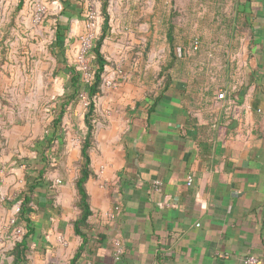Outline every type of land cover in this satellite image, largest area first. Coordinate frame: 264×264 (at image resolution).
I'll list each match as a JSON object with an SVG mask.
<instances>
[{
  "label": "crops",
  "instance_id": "1",
  "mask_svg": "<svg viewBox=\"0 0 264 264\" xmlns=\"http://www.w3.org/2000/svg\"><path fill=\"white\" fill-rule=\"evenodd\" d=\"M184 3L193 42L175 47L180 69L165 67L153 80V72L126 67L119 87L95 98L88 242L75 264H244L247 256L264 264V0ZM77 6L69 7L64 42L83 31ZM80 149L73 156L81 160ZM76 178H42L31 196L32 256L55 249L60 259L68 246L72 259L81 244Z\"/></svg>",
  "mask_w": 264,
  "mask_h": 264
},
{
  "label": "rangeland",
  "instance_id": "2",
  "mask_svg": "<svg viewBox=\"0 0 264 264\" xmlns=\"http://www.w3.org/2000/svg\"><path fill=\"white\" fill-rule=\"evenodd\" d=\"M35 1L22 0L18 7L20 0H0V231L12 204L22 200L24 191L35 181V169L44 165L42 177L61 179V184L78 176L80 159L73 156V150L81 148L87 131L84 115L89 99L87 90L83 89L65 106L57 138L45 141L60 105L66 100L64 95L70 74L67 67L76 68L78 35L71 43H57L56 24L61 18L62 1L39 0L47 6V12L38 25L32 21ZM77 1L81 3L84 23L88 12L97 17L99 36L103 27L100 6L103 0ZM184 2L109 0L110 29L104 47L106 69L101 76L115 69L122 60L123 71L126 67H138L142 71L153 72V80L160 79V71L167 75L177 70L176 67L180 69L181 58L175 60L174 67L166 72L165 67L171 60L166 32L172 22L177 48L190 46L193 42L186 39L187 27L182 24L186 16L184 7L187 6ZM211 6L212 3L206 7L208 18L213 16ZM205 27L211 30L214 26L208 24ZM189 30L190 35L197 33L196 26H189ZM153 34L155 36L152 37ZM191 57L196 59V55ZM95 60L92 52L88 65L93 70L97 67ZM79 76L84 83L82 74ZM103 93L106 91L100 85L97 96ZM29 208L31 204L27 205ZM19 223L25 225L22 218H19ZM13 245L10 232L3 234L0 239V264L12 263L10 252ZM67 247H63L64 254L60 259L54 257L55 249L50 253L40 251L39 254H34L37 250L31 249L27 255L29 264H69L71 250Z\"/></svg>",
  "mask_w": 264,
  "mask_h": 264
},
{
  "label": "trees",
  "instance_id": "3",
  "mask_svg": "<svg viewBox=\"0 0 264 264\" xmlns=\"http://www.w3.org/2000/svg\"><path fill=\"white\" fill-rule=\"evenodd\" d=\"M22 0L18 3V7L21 6ZM62 11L60 12V19H58L56 24V40L57 43L62 42V39L65 37L66 31L68 29V21L71 18L72 14L68 13L69 7H72V5H79L77 7L81 8V3H79L77 0H62ZM108 4L109 0H103L101 6V14L103 16V27L101 30L100 35L97 37L95 41V46L93 48V52L95 54V62L97 64V67L94 69V79L92 83L88 86L84 85L83 82L80 79V72L75 70L74 68H68V71L70 74L67 90L65 92L64 97H66V100L60 105V109L55 116V118L52 121L51 127L49 128L48 134L45 137L46 142H51L52 140L57 138V135L59 133L60 128V122L62 120V117L65 113V106L73 99L76 98L80 91L83 89L87 90V96L89 99L88 104V110L84 115V122L87 127L86 135L84 137L83 144L80 146V153H81V160H80V168L78 176L75 180V186L78 193V200L76 202V206L79 208L80 213L76 217L77 219L73 221V228L76 235L80 236L82 239L81 244L79 247L75 250V253L70 260V264H75L78 259L83 255V253L86 251V245L88 242V236L85 232H83V228H87L89 226L88 224V216L91 215V209L89 205V196L85 188V183L87 179L92 175V170L90 168V154L89 149L92 143L93 139V130H94V124H93V118H94V110H95V98L100 92V85L102 82V76L105 69L106 60L101 52V47L103 45V42L105 38L108 36L110 24L109 19L110 15L108 12ZM73 10V9H72ZM166 39L169 44L170 48V57L171 60L167 64L166 67H171L175 60L177 59V56L175 54V35H174V25L170 22L168 26V30L166 33ZM36 177L35 181L27 187V190L23 193V199H22V205H21V212L18 215L20 218L24 219L26 221V231L22 236V239L20 241H16L11 249V255H12V263L11 264H29L28 261V253L30 252V246H29V240L30 235L33 231L31 226L29 225V217L26 216V210L27 205L31 200L32 194L38 189V187H41V180L42 176L45 172V166L43 165L41 168L35 169Z\"/></svg>",
  "mask_w": 264,
  "mask_h": 264
},
{
  "label": "built area",
  "instance_id": "4",
  "mask_svg": "<svg viewBox=\"0 0 264 264\" xmlns=\"http://www.w3.org/2000/svg\"><path fill=\"white\" fill-rule=\"evenodd\" d=\"M43 2L36 0L32 12V21L35 25H38L42 22L44 15L47 12V6L42 4ZM55 4V3H54ZM86 20L84 23L83 31L78 35L77 44L75 47V63L76 70L82 74L85 82L84 85L88 86L92 83L94 79V70L91 69L88 65V58L92 56L93 48L95 46V41L98 37V31L100 29L99 21L93 12H88L86 15ZM196 46V45H195ZM122 62L113 70L109 71L107 75L102 77L101 88L105 91L115 90L119 87L120 83L125 79V73L122 68ZM106 69V67H105ZM104 69V70H105ZM224 93H219L218 98H223ZM59 183L60 180H57ZM162 182L160 180H155L152 183V187L155 190H158L161 186ZM192 184V177L187 178V185ZM22 200L18 202H14L11 206L10 213L7 215L3 226L2 231H0V239L2 235L10 232L13 243L16 241H20L22 239L23 234L25 233L24 227L19 223V214L21 212ZM119 212V207L116 205L112 209L108 210L105 214V218L108 220H114V217ZM58 241L61 243H65L62 237H58ZM115 246V259L121 255V246L119 240L114 241ZM258 258L255 256H247L244 259V264H258Z\"/></svg>",
  "mask_w": 264,
  "mask_h": 264
}]
</instances>
